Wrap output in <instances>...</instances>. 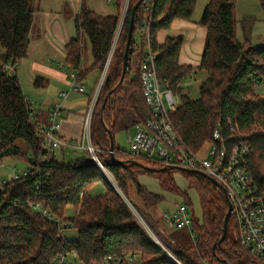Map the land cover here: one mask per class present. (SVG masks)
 <instances>
[{
  "label": "trees",
  "instance_id": "1",
  "mask_svg": "<svg viewBox=\"0 0 264 264\" xmlns=\"http://www.w3.org/2000/svg\"><path fill=\"white\" fill-rule=\"evenodd\" d=\"M121 1L116 0L117 7ZM138 1L127 68L121 78L131 8ZM198 1L128 0L120 25L119 15H100L81 5L74 18L75 36L65 45V61L77 72V80H81L91 71L102 70L114 43L90 115V142L117 186L126 193L130 181L148 208L164 200L159 193L161 188L182 196L174 204L184 202L193 213L191 199L175 184L174 173L180 172L187 186L193 188L199 205L198 217L192 214L194 237L186 244L164 237L174 256L183 264H252L254 258L240 245L232 216L228 218L224 239L213 248L222 235L227 203L224 192L209 176L177 167L150 170L148 167L157 169L165 165L158 160L134 157L114 141L116 131L133 127L152 115L142 97L139 80L148 24L158 78L166 81L179 99L170 118L182 140L196 150L211 139L216 126L226 138L247 139L251 152L246 167L255 182L264 187V94L258 93L264 87V45H252L250 38L256 17L246 14L238 20L236 0H207L197 20L206 29L197 67L178 62L182 35L168 34L161 43L156 39L158 32L170 29L173 20H191ZM258 2L264 13V0ZM33 19L32 0H0V164L12 159L28 168L27 174L0 183V264H51L58 255L71 252L82 264H100L107 255L122 257L134 252L140 256L138 264H167L161 248L118 193L109 188L102 194L89 193L100 177L91 156L57 160L44 149L43 134L31 122L32 110L19 80L1 69L4 64L14 65L26 57ZM237 25L242 39L237 36ZM85 38L90 44L92 61L82 69ZM194 70L206 75L198 83V96L191 98L184 92L183 84ZM131 71L133 75L128 77ZM43 80L37 76L33 85L42 87ZM109 133L113 155L124 164L111 161ZM129 159L147 167L128 164ZM144 174L156 178L158 191L140 182L138 175ZM32 203H39L68 222L69 228L76 229V238L67 240L56 222L34 210ZM132 204L137 210V205ZM67 206L75 209L74 215H65Z\"/></svg>",
  "mask_w": 264,
  "mask_h": 264
},
{
  "label": "built area",
  "instance_id": "2",
  "mask_svg": "<svg viewBox=\"0 0 264 264\" xmlns=\"http://www.w3.org/2000/svg\"><path fill=\"white\" fill-rule=\"evenodd\" d=\"M144 3L147 0H143ZM128 0L124 1L121 24L126 11ZM119 24V25H120ZM145 53L139 66V80L142 97L152 112L150 118L134 125L133 134L129 138V153L134 157L148 158L161 161L165 166L172 165L181 169L192 170L214 179L230 202V216L234 218L237 227V238L254 258L252 264H264V187L258 185L246 167L251 145L247 139L232 140L224 137L220 128L216 126L211 134V139L206 141L198 149L192 150L180 137L175 128L170 113L179 105V99L168 87L166 81L158 78L155 53L151 50L148 38V24L145 26ZM13 64H4L1 69L13 74ZM194 76V73H190ZM69 90L83 93L85 88L77 80V72L70 71ZM98 84L92 102L85 117V129L82 142L69 140L58 133V117L61 112V104H54L48 113L47 123L41 125L31 108L30 119L43 134V147L48 156H54L55 151L61 147L73 150H86L96 162L99 169L104 166L99 162L95 154L96 149L91 145L89 136V121L93 105L96 101L99 87ZM62 96L66 92L61 93ZM232 126V123L228 121ZM235 130V129H233ZM28 168L17 169L15 166L10 170L11 177L0 179V183L12 180L20 175H25ZM34 210L40 211L47 219L53 220L59 226L60 234L69 228V223L61 221L39 203H32ZM133 214L138 212L127 203ZM137 218V216H136ZM164 222L172 228L191 227L192 213L184 202L174 204L168 212L162 213ZM139 221V220H138ZM140 223V221H139ZM142 225V223H140ZM143 228L152 240L161 248L168 259L167 264H183L160 241L148 225ZM191 235L194 233L191 230ZM75 260L79 261L76 253H69ZM66 255H58L51 264H70ZM139 254L136 252L118 257L107 255L100 264H138ZM80 262V261H79ZM81 263V262H80ZM82 264V263H81Z\"/></svg>",
  "mask_w": 264,
  "mask_h": 264
},
{
  "label": "crops",
  "instance_id": "3",
  "mask_svg": "<svg viewBox=\"0 0 264 264\" xmlns=\"http://www.w3.org/2000/svg\"><path fill=\"white\" fill-rule=\"evenodd\" d=\"M32 4L34 19L29 33L27 55L14 64L13 74L19 80L21 89L41 125L47 123L50 108L54 104H61L58 133L69 140L82 142L85 117L97 86L101 82L102 74L98 84L96 76L92 77V75L95 72L100 73L99 70L89 72L80 80V83L85 86V90L90 83V94L78 96V94H83L85 90L83 93L70 91L69 73L72 68L65 61V45L75 36L74 18L81 5L100 15L117 14L120 22L124 2L121 1L119 7H117L116 0H32ZM199 16L193 15L189 21L175 19L168 31H160L156 37L158 43H161L168 34L173 36L182 35L183 43L178 62L193 67H197L200 63L206 35V29L197 23ZM257 18L261 19L260 17ZM262 18H264V15H262ZM90 63L86 67L82 68L81 66V68H87ZM132 75L131 71L128 77ZM37 76L44 79L42 87L37 88L33 85V81ZM29 84L32 88H28ZM62 92H66V95L62 96ZM72 92L74 94H71ZM70 151L68 148L61 147L55 151L54 156L57 160H65V156ZM147 181H149V178L142 183L147 186V183H150ZM161 204L159 209L162 216L164 211L161 209ZM67 208L72 207L67 206ZM65 215H67L66 210Z\"/></svg>",
  "mask_w": 264,
  "mask_h": 264
},
{
  "label": "rangeland",
  "instance_id": "4",
  "mask_svg": "<svg viewBox=\"0 0 264 264\" xmlns=\"http://www.w3.org/2000/svg\"><path fill=\"white\" fill-rule=\"evenodd\" d=\"M122 1L124 2L125 0H122ZM206 1L207 0H199L198 1L197 5L195 7V10L193 12L194 16H199V14L203 8V5ZM246 14H251V15H254L256 17V20L254 21V23L252 24L251 29H250L251 44L254 46L264 45V18H262V15H264V13H262V10L260 8L258 0H236L235 15H236L237 19L238 20L241 19V17L243 15H246ZM257 17H260L261 19H258ZM238 25H237V36L239 39H242V33H241V30H240ZM119 29L120 28L118 27V29L116 31L114 42L116 41V38L118 36ZM137 35H138V33H137ZM113 47H114V43H113V46H112L109 54H112ZM90 53H91L90 52V44H89V41L85 38L84 39V49H83V59H82V65H81L82 68L86 67L87 64L89 62H91V54ZM110 57H111V55H110ZM106 62H107V60H106ZM105 64H104L102 70L101 71L99 70L100 73L95 72L92 75V77L96 76L97 84H98L99 79L101 78V74H102V77H104L106 67H107V66H105ZM107 65H108V63H107ZM205 75H206V73L204 71L196 70L194 72V76L189 75L184 79V84H183L184 92H186L189 95V97L196 98L198 96V83L200 82V80ZM24 84H25V82H24ZM23 86H25V85H23ZM28 88H32L31 84H29ZM84 88H85V86H84ZM90 92H91V89H90V83H89L86 86L85 92L83 94H78V96H85L86 94L87 95L90 94ZM258 93L264 94V87H262L258 91ZM71 94H74V92H72ZM59 117H60V115H59ZM84 129H85V124H84ZM133 130H134V127H129L126 130H118L114 133L115 143L117 144V146L119 148H121L125 152L129 151V138L133 134ZM83 137H85V136H83ZM69 150H71V151L68 155L65 156V160L66 159L69 160L70 158L75 159L79 155L91 156V154H88L86 152V150H80V149L77 151L73 150V149H69ZM14 166L17 169H24L25 167H27V165L23 162L15 161L12 159H5L0 164V179L10 178L11 177L10 170ZM99 175H100L99 180L97 182H95L90 187L89 193L94 196V195L102 194L106 190V188H109V189L115 191L116 193H118L123 198V200L126 203L130 204L132 207H133L132 203L136 204L138 209H139V210L137 209L138 212L136 213L137 219L140 221V223H142V225L143 224L148 225L149 228L155 233L157 238L166 244V247L172 252V254H173V251L170 248L167 241L164 239V237L165 238H171L174 241L177 240L181 244H186V243L191 242V240H192V235H191L192 229H191V227H190V229L187 226L176 229V228H172V227L168 226L164 222V220L162 219V216L160 214V209H159V205L161 204V202L158 203L157 205H154V206H151L148 208L145 206L142 199L137 196L136 191H135V186L132 183H130V181H128V188H127L126 193H124L117 186L112 174L110 173V171L108 169H106L105 167L99 169ZM145 177H147V178H145ZM173 177H174L175 184L182 191H185L187 193V197L191 199L192 212H193L192 214L195 217L196 216L198 217L199 205H198L196 193L194 192L193 188H190L187 186V180L183 177V175L180 172L174 173ZM148 178H149V181H147V182H150V183H147V187L149 189L158 191L159 190L158 185H157L158 182H157L155 177L147 175V174L138 175V179L140 180L141 183L143 181H145V179H148ZM143 185L146 186V184H143ZM159 193H162V195H164V200L162 201L163 203L161 204V209H162V211H165V212H168L170 210V208H172L174 206V203L176 202V200L182 199V196H180L176 193H172V192L162 190L161 188L159 190ZM141 211L145 214H143ZM74 213H75V209H72V208L66 209L67 216H69V215L72 216V215H74ZM154 220H157V221L155 222ZM62 235H64V237L67 240H73L76 238L77 232H76V229H74L73 227H70V228L63 230ZM66 258H67L66 260L70 264H81L79 261L75 260V258H73L70 254H68Z\"/></svg>",
  "mask_w": 264,
  "mask_h": 264
},
{
  "label": "water",
  "instance_id": "5",
  "mask_svg": "<svg viewBox=\"0 0 264 264\" xmlns=\"http://www.w3.org/2000/svg\"><path fill=\"white\" fill-rule=\"evenodd\" d=\"M140 3V1L136 2L132 8H131V15H130V19H129V23H128V29H127V34H126V44H125V47H124V51H123V56H122V76L121 78L123 77V74L125 73L126 71V68H127V60H128V50H129V45H130V42H131V38H132V30H133V22H134V14H135V10L138 6V4ZM120 28V27H119ZM110 55L107 57V62L105 64V66H107V63L109 61V58H110ZM104 105V103L102 104ZM109 139H110V149H109V152H110V157H111V161L112 162H116V163H119V164H124V161L122 160H116L114 155H113V151H112V142H113V139H112V136L111 134L109 133ZM127 163L128 164H134V165H141V166H144V167H147L146 165H142L140 164L138 161L134 160V159H129L127 160ZM150 170H159V171H165L167 169H173L175 168L174 166L172 165H168V166H163L161 168H150L148 167ZM183 170H188V169H183ZM215 184H217V182L212 179L211 177H209ZM218 185V184H217ZM219 186V185H218ZM220 187V186H219ZM223 191V190H222ZM224 192V191H223ZM225 194V193H224ZM225 199H226V203H227V210L225 212V216H224V221H223V229H222V235L220 237V239L217 241V243H215L213 245V248L219 244L225 237V233H226V228H227V221H228V218L230 217V202L228 201V198L227 196L225 195Z\"/></svg>",
  "mask_w": 264,
  "mask_h": 264
}]
</instances>
